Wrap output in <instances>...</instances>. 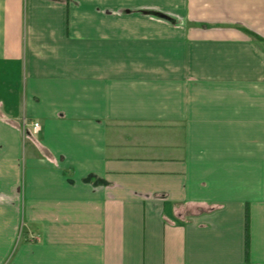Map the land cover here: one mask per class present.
Here are the masks:
<instances>
[{
	"label": "crops",
	"instance_id": "0c3cea01",
	"mask_svg": "<svg viewBox=\"0 0 264 264\" xmlns=\"http://www.w3.org/2000/svg\"><path fill=\"white\" fill-rule=\"evenodd\" d=\"M0 264H264V0H0Z\"/></svg>",
	"mask_w": 264,
	"mask_h": 264
},
{
	"label": "trees",
	"instance_id": "16d2710c",
	"mask_svg": "<svg viewBox=\"0 0 264 264\" xmlns=\"http://www.w3.org/2000/svg\"><path fill=\"white\" fill-rule=\"evenodd\" d=\"M28 131V130H27ZM93 176H89L85 179V181H91V178ZM96 183H103L104 184V181L103 180H97ZM246 244H247V249H248V246H249V214L247 212V215H246Z\"/></svg>",
	"mask_w": 264,
	"mask_h": 264
},
{
	"label": "built area",
	"instance_id": "2783aa9c",
	"mask_svg": "<svg viewBox=\"0 0 264 264\" xmlns=\"http://www.w3.org/2000/svg\"><path fill=\"white\" fill-rule=\"evenodd\" d=\"M40 129V124L39 123H34L33 124V130L35 133H37Z\"/></svg>",
	"mask_w": 264,
	"mask_h": 264
},
{
	"label": "rangeland",
	"instance_id": "374dc122",
	"mask_svg": "<svg viewBox=\"0 0 264 264\" xmlns=\"http://www.w3.org/2000/svg\"><path fill=\"white\" fill-rule=\"evenodd\" d=\"M8 103H9V105H10V103H11V104H13V103H12L10 100H9V102H8ZM9 107H10V106H9Z\"/></svg>",
	"mask_w": 264,
	"mask_h": 264
}]
</instances>
